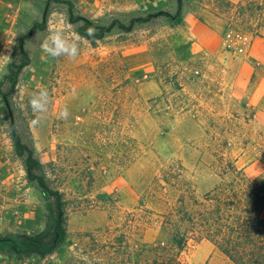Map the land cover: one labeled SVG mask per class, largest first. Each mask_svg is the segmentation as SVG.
Segmentation results:
<instances>
[{
  "label": "rangeland",
  "instance_id": "374dc122",
  "mask_svg": "<svg viewBox=\"0 0 264 264\" xmlns=\"http://www.w3.org/2000/svg\"><path fill=\"white\" fill-rule=\"evenodd\" d=\"M203 3L184 0L181 8L168 12L173 18L136 22L131 31L117 26L94 42L84 37L99 33L94 20L88 26L61 23L60 28L85 38L79 54L85 61L66 67L67 57L55 58L48 83L20 85L11 107L17 122L30 126L48 185L66 201L69 237L47 259L20 264H67L86 243L85 234L122 227L174 162L183 164L198 196L220 182L217 173L225 165L220 159L244 169L251 179L264 171V21L262 37L250 33L256 21L248 17L226 33L220 51L185 57L176 52L172 38L195 12L208 18ZM54 19L62 20L59 15ZM217 25H224L223 34L227 23ZM47 29L42 26V38ZM41 88L49 90L51 102L46 118L32 125L27 100ZM64 107L70 114L59 119ZM143 237L167 242L160 224L150 225ZM183 258L186 264H232L207 240L192 242Z\"/></svg>",
  "mask_w": 264,
  "mask_h": 264
},
{
  "label": "trees",
  "instance_id": "16d2710c",
  "mask_svg": "<svg viewBox=\"0 0 264 264\" xmlns=\"http://www.w3.org/2000/svg\"><path fill=\"white\" fill-rule=\"evenodd\" d=\"M183 1L178 0L179 8ZM221 6L228 14L227 26L222 34L224 39L232 26L247 22L248 17L256 21L250 33L254 37H262L264 0H241L238 4L221 0ZM73 14H68L70 24L78 21L86 26L93 24L89 19L74 17ZM160 17L174 16L161 12L132 19L129 26L115 20L105 27L100 25V20H95L94 23L99 25L94 29L99 33L84 37L91 42L98 41L117 26L131 31L136 22ZM46 23L45 18L38 28L46 26ZM31 33L18 40L20 60L10 66L0 82V94L12 113L10 136L16 155L23 160L28 180L37 182L44 198L52 201L54 212L49 230L35 236L17 235L20 243L14 245L13 251L21 260L34 257L42 260L64 246L69 233L66 201L48 185L30 126L17 122L15 110L11 107L22 73L30 65L24 43ZM220 163L225 164L217 173L220 182L202 196L196 195L181 162L166 166L161 178L140 198L135 212L128 215L122 227L113 231L106 229L101 235L85 234L83 240L86 243L75 251L67 264H186L184 253L192 242L202 240L209 241L232 264H264V171L251 179L244 169L236 168L231 161L220 159ZM153 224H160V228L167 233V242H148L144 239V231Z\"/></svg>",
  "mask_w": 264,
  "mask_h": 264
},
{
  "label": "crops",
  "instance_id": "0c3cea01",
  "mask_svg": "<svg viewBox=\"0 0 264 264\" xmlns=\"http://www.w3.org/2000/svg\"><path fill=\"white\" fill-rule=\"evenodd\" d=\"M226 1L238 4L241 0ZM205 2L202 11L207 13L209 19L196 17L199 11L195 12L193 17L177 28L172 38L176 52L185 57L216 53L222 49L224 25L217 24L227 23L228 14L221 6V0ZM205 8L210 9L207 12ZM177 9L178 0H0V82L10 66L20 60L17 42L30 31L31 36L24 43L30 65L22 73L17 87L40 88L51 79L56 60L43 53L39 46L43 38L38 26L45 18L47 23L44 29L47 27L49 31L60 28L62 22L69 27L70 12L94 21L119 20L127 23L161 12L174 13ZM57 15L62 18L60 23L54 19ZM75 61V66H78L85 61L84 56L78 55L75 60L66 58L62 65L73 66ZM9 113L7 103L0 94V264H20L23 260L30 262L41 259L21 260L13 251L14 245L20 243L16 236L41 234L52 226L54 218L52 203L28 180L22 161L16 155L10 136L13 121L11 117L9 122L6 120Z\"/></svg>",
  "mask_w": 264,
  "mask_h": 264
},
{
  "label": "clouds",
  "instance_id": "9594fccd",
  "mask_svg": "<svg viewBox=\"0 0 264 264\" xmlns=\"http://www.w3.org/2000/svg\"><path fill=\"white\" fill-rule=\"evenodd\" d=\"M94 29H89L92 34ZM85 38L78 33H73L67 28H52L40 41V49L43 53L53 58L67 57L75 60L80 53V45ZM51 102L50 93L47 88L33 91L27 100V105L32 114V125H39L45 118L48 106ZM67 107H64L58 114L59 119H67L69 116Z\"/></svg>",
  "mask_w": 264,
  "mask_h": 264
},
{
  "label": "water",
  "instance_id": "95a60500",
  "mask_svg": "<svg viewBox=\"0 0 264 264\" xmlns=\"http://www.w3.org/2000/svg\"><path fill=\"white\" fill-rule=\"evenodd\" d=\"M7 107H8V109H9V111H10V117H11V119H12V121H13L12 113H11V110H10L9 104H7Z\"/></svg>",
  "mask_w": 264,
  "mask_h": 264
}]
</instances>
